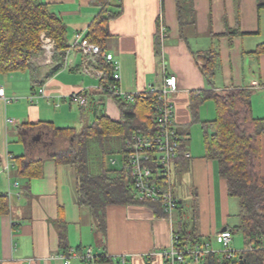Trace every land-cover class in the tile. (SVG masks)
Returning a JSON list of instances; mask_svg holds the SVG:
<instances>
[{"label": "crops", "instance_id": "crops-1", "mask_svg": "<svg viewBox=\"0 0 264 264\" xmlns=\"http://www.w3.org/2000/svg\"><path fill=\"white\" fill-rule=\"evenodd\" d=\"M41 1L66 23L70 45L77 32H89L104 8L120 11L108 23L104 46L121 62L124 91L145 93L161 87L166 76L177 77L178 90L171 101L183 150L190 157L181 155L174 170L194 173L192 202L184 205L179 200L181 208L172 215L148 203L112 204L106 209L104 231L91 208L78 205L76 177L73 184L69 179L74 168L52 158L64 141L43 123L80 130L94 118L95 110L114 121L122 119V112L117 99L101 90L100 78L85 72L80 51L71 47L70 62L65 61L54 76L46 78L51 65H44L36 81L27 71L21 90L13 86L16 77L0 83L9 97L17 99L7 103L0 98V193L7 195L3 199L7 210L0 211V264H64V255L72 256V264H111L100 261L103 257L113 259V264H168L161 253L181 229L211 242L217 233L238 226L239 204L230 197L217 163L206 157V150L193 159V125L200 124L205 144V124L213 131L210 123L217 118L214 100L195 108L193 97L203 91L249 88L253 115L264 118V0H194L195 24L184 29L177 0H110L106 6L99 0ZM210 51L218 54L212 79L203 74L195 56ZM42 88L46 96L40 95ZM75 93L85 95L86 107L70 100ZM37 135L39 145L30 147ZM261 140L264 175V136ZM35 155L45 160L40 174L29 176L35 168L23 173L22 160ZM232 216L237 218L234 226ZM88 253L92 257L85 259ZM221 257L219 252L209 254L201 264L245 263V258L220 262Z\"/></svg>", "mask_w": 264, "mask_h": 264}, {"label": "trees", "instance_id": "trees-1", "mask_svg": "<svg viewBox=\"0 0 264 264\" xmlns=\"http://www.w3.org/2000/svg\"><path fill=\"white\" fill-rule=\"evenodd\" d=\"M109 1L99 0L103 6ZM193 1L177 0L183 29L195 24ZM119 14L120 11L104 8L103 13L93 20L86 37L105 48V38L109 36L108 23ZM43 32L53 38L56 46L54 63L46 73V78H49L64 69L68 51L72 47L68 42L66 23L41 0H0V75L30 71L32 79L36 81L38 69L33 68V64L43 52L40 43ZM195 56L198 63L202 62L199 66L203 74L212 79L216 73L218 54L210 51ZM83 58L84 64L103 72L101 90L108 93L107 86L114 82L113 64L102 54L93 61ZM115 98L122 112L120 121L112 120L104 111L95 110L94 118L86 121L80 130L75 127L56 128L52 123H43L55 138L64 141L52 158L58 164H68L74 168L77 203L91 208L103 231L109 205L140 203L126 171V141L135 133L151 135L155 132V109L159 103V95L155 93H147L143 99L138 98L135 102ZM209 99L216 103L217 118L210 123L213 131H209L205 124L206 157L217 163L220 176L227 181L230 197L238 201L240 224L231 230L242 232L244 236L246 245L241 253L245 258L244 264H264V175L261 170L264 118L253 115L252 90L249 88H233L220 93L203 91L193 97V107ZM86 104L81 106L84 108ZM32 127L35 128L34 125ZM36 141L32 139L30 147L38 146L39 142ZM181 141L184 152V141ZM115 157L121 159L119 168L111 166V161L118 162ZM44 160L36 155L34 158L26 156L22 160L23 173L33 166L35 169L29 176L39 175ZM4 198L7 195L0 193L2 212L7 210ZM141 203L161 207L156 203ZM176 234L179 235L178 245L182 248L207 242L185 229ZM100 261L113 264V259L107 257Z\"/></svg>", "mask_w": 264, "mask_h": 264}, {"label": "built area", "instance_id": "built-area-1", "mask_svg": "<svg viewBox=\"0 0 264 264\" xmlns=\"http://www.w3.org/2000/svg\"><path fill=\"white\" fill-rule=\"evenodd\" d=\"M41 37H44V34ZM46 40L49 46H45V48L50 51L53 43L50 38H46ZM72 47H76L83 57L92 61L96 56L102 54L108 62L113 64L114 82L107 86L108 94L128 102H135L138 98L143 99L147 93L159 95V103L155 109V132L151 135L135 133L126 141V171L134 184L140 202L160 204L165 213L172 215L178 210L180 204L173 189L172 174L175 164L181 155L190 157L189 152L181 151L182 136L175 122V110L171 101V95L178 90L177 77L168 75L161 87H152L145 93L126 92L120 85L122 65L113 53L92 42L82 32L75 34ZM67 62H70L68 57ZM84 66L87 74L102 77L101 70L87 64ZM100 88H103L102 84ZM40 95L46 96L44 88L40 90ZM34 97L36 94L32 96V98ZM0 98L7 103L17 101L7 95L4 87H0ZM70 100L79 104L87 103V98L83 93L71 95ZM113 162L116 161L113 160ZM232 235L230 230H224L215 235L216 242L224 248L222 252H219L222 253L220 262L242 261V256H238L236 251L231 249ZM178 242L179 235L175 234L172 245L161 253L168 264H201L206 255L218 253L208 241L203 245L186 248L180 247ZM91 257V254L88 253L85 259ZM62 259L64 264H72V256L64 255ZM121 261L125 263L126 258L121 257Z\"/></svg>", "mask_w": 264, "mask_h": 264}, {"label": "rangeland", "instance_id": "rangeland-1", "mask_svg": "<svg viewBox=\"0 0 264 264\" xmlns=\"http://www.w3.org/2000/svg\"><path fill=\"white\" fill-rule=\"evenodd\" d=\"M44 34V37H41ZM40 36V43H41V48L43 50L42 54L40 56H38L37 58H35L34 60V64H33V68H41L44 65H53V61H54V55H55V41L53 40L52 37H50L49 35H47V33L43 32ZM46 38H50L51 42L53 43V47L49 50H47L45 48V46H49L47 44V40ZM47 44V45H46ZM16 77L13 80V86L15 88H18L19 90H21L22 88V84L26 83V79L28 78L27 72L25 74H23L22 72L20 73H12V74H1L0 75V83L2 84H8L10 83L12 80L11 78ZM194 132L191 133L192 135V139H191V150H192V156L193 159H197V158H201L203 155H205V149H204V137H203V130L200 127V124H194L193 128ZM115 159L118 160L117 163H113L112 161L111 166L113 168H119L118 166L120 165V157H115ZM72 169V168H71ZM175 169V168H174ZM190 170V169H189ZM187 172H176L175 170L173 171L172 174V178H173V189L174 192L177 196V198L180 201H184V205L189 204L190 202H192V189L194 188V173L190 170ZM74 174V171H73ZM75 178V175H72V177H69L70 182L73 184V179ZM67 179L68 181V177L64 176V181ZM66 183V182H65ZM192 209V208H190ZM190 209H188L190 211ZM237 212V211H235ZM231 226H234V224H236L237 222V218L235 216L231 217ZM100 229V227H98ZM212 244V248L214 250H216L217 252H222V250L224 249L222 245L218 244L216 242V240L213 239V241H211ZM245 240H244V236L241 232L236 231L233 233L232 235V241H231V249L233 251H236L237 255H241V252L245 249ZM231 264V263H228Z\"/></svg>", "mask_w": 264, "mask_h": 264}, {"label": "water", "instance_id": "water-1", "mask_svg": "<svg viewBox=\"0 0 264 264\" xmlns=\"http://www.w3.org/2000/svg\"><path fill=\"white\" fill-rule=\"evenodd\" d=\"M34 139L39 140L40 139V136L37 135L36 137H34ZM224 230H226V229H224Z\"/></svg>", "mask_w": 264, "mask_h": 264}]
</instances>
